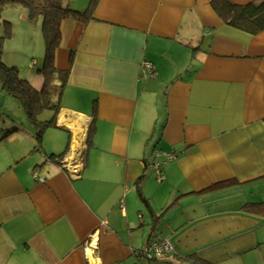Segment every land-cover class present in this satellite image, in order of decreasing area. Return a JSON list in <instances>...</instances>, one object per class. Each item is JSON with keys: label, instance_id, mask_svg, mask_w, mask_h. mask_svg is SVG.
<instances>
[{"label": "crops", "instance_id": "obj_1", "mask_svg": "<svg viewBox=\"0 0 264 264\" xmlns=\"http://www.w3.org/2000/svg\"><path fill=\"white\" fill-rule=\"evenodd\" d=\"M212 1L95 0L62 21L55 127L37 145L0 103V264H264V31ZM158 239L173 252L138 255Z\"/></svg>", "mask_w": 264, "mask_h": 264}, {"label": "trees", "instance_id": "obj_2", "mask_svg": "<svg viewBox=\"0 0 264 264\" xmlns=\"http://www.w3.org/2000/svg\"><path fill=\"white\" fill-rule=\"evenodd\" d=\"M94 4L95 0H91L88 9L80 13L69 9L64 0H0V20L4 8L15 5L23 8L31 18H41L42 20L41 32L45 51L41 67L37 70L42 79V86L39 89L32 87L25 78L22 79L15 67L9 68L3 64V39L0 38V87L8 97L17 101L23 109L29 124L35 131L37 145H40L44 132L55 127V119L59 109L58 98L61 87L57 88L55 82L58 81L61 84L65 74L56 69L54 54L60 44L61 23L70 18L85 21ZM211 6L225 24L235 29L252 35L264 31V0H255L245 6L231 5L227 0H213ZM45 111L52 112L54 116L50 121L40 122L38 117ZM165 256L162 255L153 259H160ZM187 258L189 257L185 259ZM189 259L194 260L195 258L192 256ZM192 264H202V262L194 260Z\"/></svg>", "mask_w": 264, "mask_h": 264}, {"label": "rangeland", "instance_id": "obj_3", "mask_svg": "<svg viewBox=\"0 0 264 264\" xmlns=\"http://www.w3.org/2000/svg\"><path fill=\"white\" fill-rule=\"evenodd\" d=\"M41 21V18H31L18 5L4 8L0 20V38L3 39V64L9 68L15 67L22 79L25 78L34 85H37L35 81H40L36 71L41 67L40 64L45 51ZM32 59L37 60V66H31ZM5 96L8 97L0 87L1 106H8L4 100ZM3 108L13 110L9 106Z\"/></svg>", "mask_w": 264, "mask_h": 264}, {"label": "built area", "instance_id": "obj_4", "mask_svg": "<svg viewBox=\"0 0 264 264\" xmlns=\"http://www.w3.org/2000/svg\"><path fill=\"white\" fill-rule=\"evenodd\" d=\"M140 75L144 77H155V69L152 64L148 62H143L140 66ZM63 164V162H61ZM160 165L155 166V174L158 181L162 179L160 173ZM76 172L75 170H73ZM76 174V173H75ZM35 177V176H34ZM173 252V246L167 239H158L151 240L145 248L138 252V255H141L147 259L159 258L162 255H168Z\"/></svg>", "mask_w": 264, "mask_h": 264}, {"label": "bare ground", "instance_id": "obj_5", "mask_svg": "<svg viewBox=\"0 0 264 264\" xmlns=\"http://www.w3.org/2000/svg\"><path fill=\"white\" fill-rule=\"evenodd\" d=\"M60 121H61L62 123H65L63 117L60 118Z\"/></svg>", "mask_w": 264, "mask_h": 264}]
</instances>
